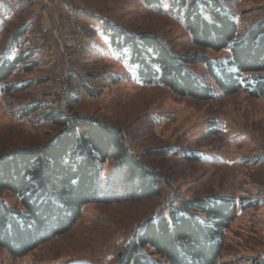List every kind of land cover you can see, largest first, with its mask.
<instances>
[{"label": "rangeland", "instance_id": "obj_1", "mask_svg": "<svg viewBox=\"0 0 264 264\" xmlns=\"http://www.w3.org/2000/svg\"><path fill=\"white\" fill-rule=\"evenodd\" d=\"M172 1L0 0V57L25 53V62L37 63L29 70L17 66L1 87L0 159L44 148L64 132L44 117L49 111L61 118L83 115L119 131L127 155L164 181L157 197L137 198V181L112 153L102 165L96 200L65 233L44 236L21 258L0 248V264H120L140 226L173 197L233 202L237 216L223 232L216 264L264 263V98L245 87L223 94L213 73L235 70L230 50L194 45ZM218 1L238 39L264 20V0ZM79 11L107 19L109 36L92 31ZM143 35L183 59L184 70L212 89L213 99L142 82L128 52L113 50L111 36ZM196 55L206 57L213 73L206 61L191 60ZM33 106L39 108L28 111ZM0 200L9 211L26 213L14 193L1 189Z\"/></svg>", "mask_w": 264, "mask_h": 264}, {"label": "trees", "instance_id": "obj_2", "mask_svg": "<svg viewBox=\"0 0 264 264\" xmlns=\"http://www.w3.org/2000/svg\"><path fill=\"white\" fill-rule=\"evenodd\" d=\"M172 6L181 14L194 45L213 51L230 50L235 70L221 68L220 75L213 73L206 57L196 55L191 59L206 61L223 94L231 95L245 87L249 95L264 98V20L238 39L230 12L218 0H173ZM79 12L85 24H93L92 31L108 34L107 19ZM116 45L128 52V62L136 65L142 82H159L180 96L213 99L212 89L199 84L184 70V60L170 54L156 37L125 36L115 41L111 36L113 50ZM29 58L25 53L0 57V90L17 66L27 64L29 70L37 64L25 62ZM38 108L33 106L28 111ZM44 117L65 127L64 132L44 148L16 151L0 159V190L16 194L26 210L25 214L9 211L0 200V248L17 258L33 250L44 236L65 233L82 208L96 200L102 165L112 153L137 181V198L157 197L164 182L160 174L143 169L127 155L119 131L83 115L61 118L49 111ZM236 216L235 205L227 199L173 197L140 226L120 264H216L223 249V232Z\"/></svg>", "mask_w": 264, "mask_h": 264}]
</instances>
